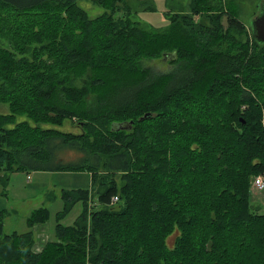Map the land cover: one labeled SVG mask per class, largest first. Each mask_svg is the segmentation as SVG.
I'll return each instance as SVG.
<instances>
[{"label": "trees", "instance_id": "trees-1", "mask_svg": "<svg viewBox=\"0 0 264 264\" xmlns=\"http://www.w3.org/2000/svg\"><path fill=\"white\" fill-rule=\"evenodd\" d=\"M95 2L105 13L90 19L75 0H0L22 19L27 35L9 40L15 51L0 47V91L20 93L16 104L9 99L10 112L0 113V169L92 172L91 188L62 194L65 213L78 201L84 211L73 225L62 224L59 213L56 239L39 252L33 230L4 233L3 210L0 264H264V213L252 207L250 189L252 178L264 175V43L252 34V43L232 37V30L251 28L230 11L223 15L224 7L212 13L192 1L190 13L144 29L108 15L120 0ZM143 58L172 67L160 71L140 63ZM24 78L25 89L12 85ZM20 112L32 124L17 122ZM69 117L83 119L89 130L33 126ZM152 124L161 138L152 147L154 161L164 164L143 165L148 171L135 175L141 182L133 206L113 210L119 189L113 180L100 181V169L126 172L138 165L140 155L133 160L118 144L137 142ZM107 144L111 153L104 152ZM168 151L171 160L164 158ZM47 218L40 207L27 221L33 226ZM173 232L174 248L166 241ZM208 240L219 248L209 251Z\"/></svg>", "mask_w": 264, "mask_h": 264}, {"label": "rangeland", "instance_id": "rangeland-1", "mask_svg": "<svg viewBox=\"0 0 264 264\" xmlns=\"http://www.w3.org/2000/svg\"><path fill=\"white\" fill-rule=\"evenodd\" d=\"M125 1L127 2V0H120V3H118L114 10L107 11L108 15L110 14V16L113 17V21L120 19L121 16H123L124 20L129 19L133 24H136L139 27L142 26V28L145 29L149 28L150 26L156 28H164L166 25L169 24V18H171L172 15H176L175 13H179L182 15L185 13H190L192 1L197 2L196 5L200 9L207 7L212 13H219V8L224 7V10L222 12L223 15L225 14V12L230 11L234 13L239 19L244 21L246 25H248V19L256 10V4L259 0H128V5L130 6V9L125 6ZM74 5L77 9H83L90 19H95L105 13V9L103 8V6H101L99 3H96L95 0H75ZM195 17L196 21H198V15ZM19 21H22V19H19V17L15 14V12L11 10L10 7L4 6L0 3V47L15 51L9 40L11 38L24 39L27 36L26 33L20 29ZM224 23L227 24L226 16L224 18ZM22 25L30 26L29 23L25 22L22 23ZM247 29L248 32L232 30V37L240 38L244 42L252 43L251 33L248 26ZM33 47L34 46H32V49ZM33 52H30V54H32ZM100 52L103 53L104 50H101ZM19 54L27 55V53L22 54L21 52H19ZM86 55L87 58L93 57L91 53H86ZM29 57V60H34L33 54L32 57L31 55ZM142 62L143 64L149 66H155L157 70L160 71H165L172 67V64H170L166 60L143 58L141 59L140 63ZM25 66L28 67L29 65ZM28 84L29 83L24 78V81L16 82L12 85H14L17 89H20V87L25 89ZM224 89L225 87L223 86L218 89L219 97L222 95ZM1 94L4 97H2V100L0 99V101L4 102L0 103V113H9L10 107L12 109L14 106L13 103L9 101V99L15 98L16 104L17 102H19L18 99L20 97V93L16 91L12 93L0 91V95ZM93 102L94 95L91 94L88 97V104L90 105ZM224 113H226V111H224ZM20 114L22 116H17V122L26 119L28 120L27 122H31L32 124V121H34L31 115L21 112ZM69 118L70 119H67L62 124H58L55 121L46 120V123L37 122L35 124L33 123V126L39 128L49 127L51 128V130H58L64 132L71 131L80 134H82L84 131L89 130V128L86 126V122L83 119L74 117ZM15 122L12 124L14 125ZM107 130L108 131L106 133H109V137L114 135L109 127L107 128ZM122 134L123 131L118 133L119 136H121ZM94 138V136H91L92 140H94ZM96 142L100 144L101 142H103V139L102 141L96 140ZM105 144L106 142H104V145ZM160 144L161 138L157 130L155 131L153 129L152 124L151 128L147 131V134L146 132L143 133V135L137 139V142H135L133 138L132 144L130 145H123V141L118 144V147L121 150L127 151L129 155L133 158V160L137 159L138 154L140 155L141 160L139 163L137 159L138 165H135L130 171L126 172H110L106 167H102L100 169V181L113 180L117 183L119 189V195L121 198L119 202L117 200L115 203H113V210H124L126 205L133 206L137 196L135 189L141 182V180L135 175H140L142 174V172L145 173L148 171L142 170L144 169L143 165H150L152 166V168H154V166L158 168H161L163 166V161H154V159L158 158V156H155L154 152L152 151L153 148L159 147ZM195 144L198 145L194 142H190V144L188 145L190 146V148H192ZM147 148L148 154L144 155L143 153L147 150ZM112 150L113 148L108 144L107 147H104V152H110ZM167 153L168 154H166L164 158L167 157L169 160L174 158L173 153H170L169 151ZM74 155L76 154L74 153ZM75 157L76 159L78 158L77 156ZM179 157L181 158V155H179ZM88 169L89 168H69L58 170H43L21 168L10 172H4L0 169V214H2V212L4 211H7L6 217L3 221L4 233L11 234L13 231H18L19 233H21L27 230H33L36 238L34 249L36 251H41L48 241L56 239L55 227L57 224L59 213L64 212V215L62 214L63 216L60 220L62 224L73 225L75 224L77 218L84 211V203L82 201H78L72 206V208L68 212L65 213V201L61 196V192L68 189L91 187V172ZM150 173L151 171L147 173L148 176L150 175ZM163 176H167V179H170L172 181L174 174L167 172L166 174L163 173ZM256 176L252 178L250 189L251 191H254V194H260H251V200L253 205L252 207L256 209L257 212L263 214L264 190H261V192H259L253 187L254 179ZM163 179L166 180V178ZM174 184L175 183H170V185ZM63 188L65 189L62 190ZM94 192L95 191L93 190V196ZM48 194L51 195L48 197ZM40 207L47 208L48 218L43 222H38L33 226H29L27 216L34 209ZM210 218L213 220L216 219V212H214V210L212 209ZM177 235L178 232H173L172 234H169L166 237L167 244L170 247L174 248L176 244ZM213 247L214 243L211 240H208L209 251H213ZM215 247L219 248V246Z\"/></svg>", "mask_w": 264, "mask_h": 264}, {"label": "water", "instance_id": "water-1", "mask_svg": "<svg viewBox=\"0 0 264 264\" xmlns=\"http://www.w3.org/2000/svg\"><path fill=\"white\" fill-rule=\"evenodd\" d=\"M253 38L264 43V0H259L256 5V10L248 19Z\"/></svg>", "mask_w": 264, "mask_h": 264}, {"label": "built area", "instance_id": "built-area-1", "mask_svg": "<svg viewBox=\"0 0 264 264\" xmlns=\"http://www.w3.org/2000/svg\"><path fill=\"white\" fill-rule=\"evenodd\" d=\"M253 187L257 189L258 191L264 189V176L263 175H258L255 177ZM118 199H119L118 196L115 195L112 201L116 202Z\"/></svg>", "mask_w": 264, "mask_h": 264}, {"label": "crops", "instance_id": "crops-1", "mask_svg": "<svg viewBox=\"0 0 264 264\" xmlns=\"http://www.w3.org/2000/svg\"><path fill=\"white\" fill-rule=\"evenodd\" d=\"M168 9H169V8H168ZM88 170H89V169H88ZM90 172H91V171H90ZM91 181H92V172H91ZM89 188H91V187H89ZM64 189H65V188H63L62 190H64ZM263 190H264V189H263ZM253 192H254V191H251V194H252V195L260 194V193H255V194H254ZM259 192H261V191H259ZM62 194H63V191L61 192V196H62ZM50 195H51V194H48V197H49ZM34 210H35V209H34ZM30 214H31V213H30ZM30 214H29V215H30ZM29 215H28V216H29ZM28 216H27V217H28ZM27 231H28V230H27ZM13 232H15V231H13ZM13 232H12V233H13ZM17 232H18V231H17ZM25 232H26V231H25ZM21 233H22V232H21ZM34 250H35V249H34ZM35 251H36V250H35ZM39 251H40V250H38L37 252H39Z\"/></svg>", "mask_w": 264, "mask_h": 264}]
</instances>
